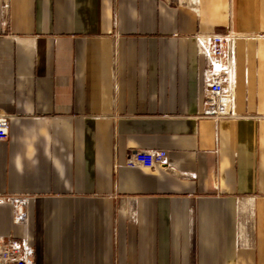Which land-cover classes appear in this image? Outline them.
Segmentation results:
<instances>
[{"label": "crops", "instance_id": "0c3cea01", "mask_svg": "<svg viewBox=\"0 0 264 264\" xmlns=\"http://www.w3.org/2000/svg\"><path fill=\"white\" fill-rule=\"evenodd\" d=\"M0 114V197H27L0 238L35 264H264V0H0ZM149 149L168 164L126 165Z\"/></svg>", "mask_w": 264, "mask_h": 264}, {"label": "built area", "instance_id": "2783aa9c", "mask_svg": "<svg viewBox=\"0 0 264 264\" xmlns=\"http://www.w3.org/2000/svg\"><path fill=\"white\" fill-rule=\"evenodd\" d=\"M206 67L204 71V99L202 116L212 119L227 117V108L232 105L230 88V68L227 59V43L221 35L213 34L207 38ZM9 117L0 114V142L8 139ZM168 156L164 150H136L126 162L128 167L154 169L165 167ZM27 197H0L1 203L12 205L14 222L25 220ZM0 264H35V250L25 240L12 236L0 238Z\"/></svg>", "mask_w": 264, "mask_h": 264}]
</instances>
